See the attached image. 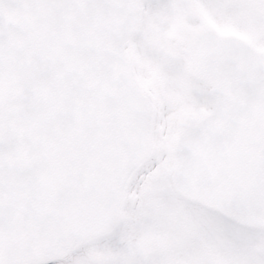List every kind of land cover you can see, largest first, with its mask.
Returning <instances> with one entry per match:
<instances>
[{
	"label": "snow or ice",
	"instance_id": "snow-or-ice-1",
	"mask_svg": "<svg viewBox=\"0 0 264 264\" xmlns=\"http://www.w3.org/2000/svg\"><path fill=\"white\" fill-rule=\"evenodd\" d=\"M0 264H264V0H0Z\"/></svg>",
	"mask_w": 264,
	"mask_h": 264
}]
</instances>
